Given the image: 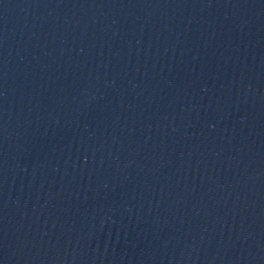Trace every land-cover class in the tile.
I'll return each mask as SVG.
<instances>
[{
  "label": "water",
  "instance_id": "water-1",
  "mask_svg": "<svg viewBox=\"0 0 264 264\" xmlns=\"http://www.w3.org/2000/svg\"><path fill=\"white\" fill-rule=\"evenodd\" d=\"M0 264H264V0H0Z\"/></svg>",
  "mask_w": 264,
  "mask_h": 264
}]
</instances>
